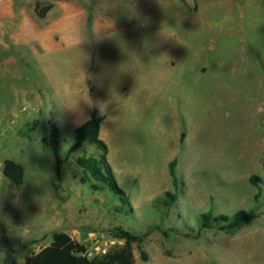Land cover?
Returning a JSON list of instances; mask_svg holds the SVG:
<instances>
[{
	"label": "rangeland",
	"instance_id": "obj_1",
	"mask_svg": "<svg viewBox=\"0 0 264 264\" xmlns=\"http://www.w3.org/2000/svg\"><path fill=\"white\" fill-rule=\"evenodd\" d=\"M64 17L89 34L60 41ZM45 29L55 46L30 35ZM94 113L127 205L83 182L95 145L68 153ZM209 211L257 218L202 228ZM120 229L144 238L136 264H264V0H0V235L26 264L55 232L94 258L124 245Z\"/></svg>",
	"mask_w": 264,
	"mask_h": 264
},
{
	"label": "trees",
	"instance_id": "obj_2",
	"mask_svg": "<svg viewBox=\"0 0 264 264\" xmlns=\"http://www.w3.org/2000/svg\"><path fill=\"white\" fill-rule=\"evenodd\" d=\"M52 8L47 6L43 10H38V15L43 18ZM104 116H98L95 113L75 130L76 140L70 147L68 153H72L80 148L85 142L95 145L101 154L97 157H80L79 165L83 171V182L95 180L92 187L100 189L101 184L106 185L110 190L119 196L123 204L129 203V197L125 191L119 187L112 167L109 164L107 155L108 147L100 138V125ZM51 135L56 141L59 135V128L52 124ZM177 160L169 163V174L172 178L174 188L178 187V176L176 173ZM4 175L13 183L20 185L23 179V169L21 165L12 160H6L3 170ZM258 177L253 176L251 182L255 183ZM166 200L169 204L176 198V193L166 192ZM257 218L254 212L238 211L233 216L219 215L215 216L211 211L201 215L202 228H219L224 231H234L244 224H250ZM117 237L124 240V245L108 251L101 256L91 258L87 247L73 239L68 233L59 231L52 236V241L48 246L42 248L39 252L29 255L26 258V264H136L134 246H140L143 243V236L137 235L127 230L120 229ZM15 249L11 245L10 239L6 233L0 235V253L4 254V264H16ZM140 257L142 261H148V254L141 250Z\"/></svg>",
	"mask_w": 264,
	"mask_h": 264
},
{
	"label": "crops",
	"instance_id": "obj_3",
	"mask_svg": "<svg viewBox=\"0 0 264 264\" xmlns=\"http://www.w3.org/2000/svg\"><path fill=\"white\" fill-rule=\"evenodd\" d=\"M81 20L82 19H80V18L64 17L62 20H60V22H56V24H54V29L52 30V32L54 30L57 31L56 34H59L60 41L68 40V38L70 36L69 34H70L71 28H72V30H77V31L79 30L82 35L89 34V32L87 33V31H85V29L82 27ZM98 26H96V23H95L93 26V30L97 31V29L98 30L101 29V27H98ZM30 35H31V37H33V39L38 44H40V46H42L44 48H50V47H53L57 44V43L52 42L48 39L49 32L47 31V29L36 30L35 32L30 33Z\"/></svg>",
	"mask_w": 264,
	"mask_h": 264
}]
</instances>
